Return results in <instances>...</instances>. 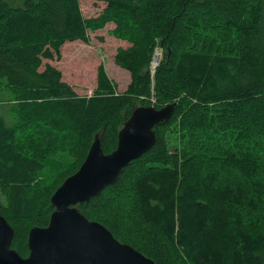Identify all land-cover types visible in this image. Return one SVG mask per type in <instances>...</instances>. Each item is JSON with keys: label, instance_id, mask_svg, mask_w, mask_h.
Masks as SVG:
<instances>
[{"label": "trees", "instance_id": "1", "mask_svg": "<svg viewBox=\"0 0 264 264\" xmlns=\"http://www.w3.org/2000/svg\"><path fill=\"white\" fill-rule=\"evenodd\" d=\"M20 1L0 0V92L15 119L0 115V214L12 248L29 255L30 230L49 224L53 194L98 134L110 154L137 107L177 103L155 146L79 210L156 264H264V0H84L105 4L94 18L81 0ZM109 23L131 43L115 56L131 75L124 92L103 66L90 97L42 70ZM56 165L54 184L38 179Z\"/></svg>", "mask_w": 264, "mask_h": 264}, {"label": "water", "instance_id": "2", "mask_svg": "<svg viewBox=\"0 0 264 264\" xmlns=\"http://www.w3.org/2000/svg\"><path fill=\"white\" fill-rule=\"evenodd\" d=\"M177 103L160 109L137 107L119 133L117 148L105 154L98 134L76 173L68 177L51 198L55 210L46 227L29 232L27 257L12 248L14 228L0 214V264H156L131 245L118 241L99 222L89 220L78 208L149 152L157 142L155 127L168 122Z\"/></svg>", "mask_w": 264, "mask_h": 264}, {"label": "rangeland", "instance_id": "3", "mask_svg": "<svg viewBox=\"0 0 264 264\" xmlns=\"http://www.w3.org/2000/svg\"><path fill=\"white\" fill-rule=\"evenodd\" d=\"M14 5L20 3V0H10ZM264 7V2H263ZM81 8L86 18H94L100 15L105 8L103 3H93L81 0ZM115 23L107 24L103 29L96 32L88 31L90 40L88 42L75 41L68 42L62 48L61 60H44L42 70L46 63L59 69L62 73V80L73 87L79 96H92L97 89L98 72L101 66L104 67L110 79L113 80L119 92H124L131 81L130 74L122 69L115 61V56L120 48H128L131 43L120 39L112 34L115 30ZM164 57L165 49L159 45L156 49ZM163 60V59H162ZM7 94L0 92V115L5 117L8 124H14L15 119L12 116L11 105L7 102ZM173 148V145H171ZM63 163H68L67 155L55 157ZM58 166L54 169L48 166L42 175H38L41 182L54 184L56 181ZM51 171V172H50ZM46 187V186H45ZM0 199L5 200L0 191ZM118 206L117 204H115Z\"/></svg>", "mask_w": 264, "mask_h": 264}, {"label": "built area", "instance_id": "4", "mask_svg": "<svg viewBox=\"0 0 264 264\" xmlns=\"http://www.w3.org/2000/svg\"><path fill=\"white\" fill-rule=\"evenodd\" d=\"M159 48H157L154 52V56L152 58V61L150 63V66H149V72L152 76V78L155 76L156 74V71L158 69V67L160 66V63L163 59V56L161 54H158V50ZM159 51H162V49H159ZM163 52V51H162Z\"/></svg>", "mask_w": 264, "mask_h": 264}, {"label": "crops", "instance_id": "5", "mask_svg": "<svg viewBox=\"0 0 264 264\" xmlns=\"http://www.w3.org/2000/svg\"><path fill=\"white\" fill-rule=\"evenodd\" d=\"M128 72V71H127ZM130 74V73H129ZM130 78H131V75H130ZM131 82V81H130ZM129 85V84H128ZM128 87V86H127ZM127 89V88H126Z\"/></svg>", "mask_w": 264, "mask_h": 264}]
</instances>
